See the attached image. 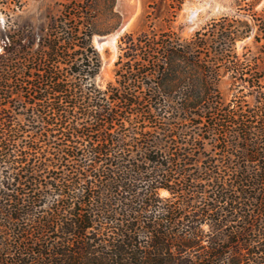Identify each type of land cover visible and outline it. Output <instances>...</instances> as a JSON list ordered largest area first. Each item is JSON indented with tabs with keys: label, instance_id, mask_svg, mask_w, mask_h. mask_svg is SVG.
Masks as SVG:
<instances>
[{
	"label": "trees",
	"instance_id": "trees-1",
	"mask_svg": "<svg viewBox=\"0 0 264 264\" xmlns=\"http://www.w3.org/2000/svg\"><path fill=\"white\" fill-rule=\"evenodd\" d=\"M63 1L0 50V264H264V4L126 33L102 87L95 0Z\"/></svg>",
	"mask_w": 264,
	"mask_h": 264
},
{
	"label": "rangeland",
	"instance_id": "rangeland-1",
	"mask_svg": "<svg viewBox=\"0 0 264 264\" xmlns=\"http://www.w3.org/2000/svg\"><path fill=\"white\" fill-rule=\"evenodd\" d=\"M63 0H0V50L8 41L9 35L21 30L24 40L30 37L36 46L44 37L50 17L57 13L59 3ZM252 0H126L118 7V0L111 6L107 0H95L93 4L94 30L92 43L101 58V67L95 78L97 84L104 87L115 79V62L118 55L120 39L130 32L136 34L151 28L162 31H175L188 38L197 30L223 15L241 18L242 8ZM64 2V1H63ZM264 0H259L254 9L260 10ZM113 44H98L100 38L114 36ZM253 33L236 43V51L242 55L245 51L249 57L258 54V47L253 41ZM101 45V46H100ZM246 46V48H244ZM231 81L228 74L221 77L220 89L223 97H231ZM239 88L247 91L243 85ZM247 103L253 104L252 96H247ZM162 196H167L165 190Z\"/></svg>",
	"mask_w": 264,
	"mask_h": 264
},
{
	"label": "water",
	"instance_id": "water-1",
	"mask_svg": "<svg viewBox=\"0 0 264 264\" xmlns=\"http://www.w3.org/2000/svg\"><path fill=\"white\" fill-rule=\"evenodd\" d=\"M126 0H118V7H122V5L124 4V3H126L125 2ZM106 41V39H102V38H100L99 40H98V44H101V43H103V42H105Z\"/></svg>",
	"mask_w": 264,
	"mask_h": 264
},
{
	"label": "bare ground",
	"instance_id": "bare-ground-1",
	"mask_svg": "<svg viewBox=\"0 0 264 264\" xmlns=\"http://www.w3.org/2000/svg\"><path fill=\"white\" fill-rule=\"evenodd\" d=\"M114 39H115V35L114 36H109V37H106V41L105 43L109 42V44H113L114 42ZM101 46V45H100Z\"/></svg>",
	"mask_w": 264,
	"mask_h": 264
}]
</instances>
